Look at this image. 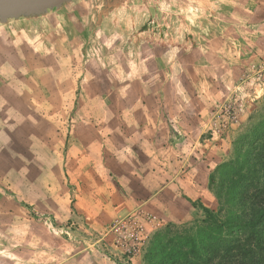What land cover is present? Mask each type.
I'll return each instance as SVG.
<instances>
[{
  "label": "rangeland",
  "instance_id": "obj_1",
  "mask_svg": "<svg viewBox=\"0 0 264 264\" xmlns=\"http://www.w3.org/2000/svg\"><path fill=\"white\" fill-rule=\"evenodd\" d=\"M12 6L0 10V264L122 263L111 227L138 210L114 207L165 185L174 202L200 191L264 112V0ZM155 211L143 264L157 231L186 223Z\"/></svg>",
  "mask_w": 264,
  "mask_h": 264
},
{
  "label": "trees",
  "instance_id": "obj_2",
  "mask_svg": "<svg viewBox=\"0 0 264 264\" xmlns=\"http://www.w3.org/2000/svg\"><path fill=\"white\" fill-rule=\"evenodd\" d=\"M233 141L209 176L218 200L204 216L157 231L145 264H264V112ZM176 145V142H173Z\"/></svg>",
  "mask_w": 264,
  "mask_h": 264
},
{
  "label": "crops",
  "instance_id": "obj_3",
  "mask_svg": "<svg viewBox=\"0 0 264 264\" xmlns=\"http://www.w3.org/2000/svg\"><path fill=\"white\" fill-rule=\"evenodd\" d=\"M222 156L224 157L223 153H221V157ZM223 160H225V157L221 158L220 161ZM200 188V191L196 190L195 187L191 188V191H193L194 193H189L185 191L187 195L183 193L179 194L176 192L174 194L175 202L173 201L171 195H169L170 188L168 185L161 187V189L155 191L153 194L145 197L144 199H141L139 195L133 194L130 195L128 199L126 198V200H128L127 204H124L122 206L118 205L117 207H114V213L116 216H118L122 215L123 213H127L133 209L148 212H152L153 210H156L158 212V209H160L161 212H159V215L163 219H169L180 222H189L193 219H199L204 216V210L202 206L194 204V200L196 198H198L203 205L211 209H215L218 206V200L209 188V184L207 183L206 186L203 185ZM176 202H179L180 206H174ZM113 264L123 263L114 262ZM131 264H143L142 257L140 255L135 256Z\"/></svg>",
  "mask_w": 264,
  "mask_h": 264
},
{
  "label": "built area",
  "instance_id": "obj_4",
  "mask_svg": "<svg viewBox=\"0 0 264 264\" xmlns=\"http://www.w3.org/2000/svg\"><path fill=\"white\" fill-rule=\"evenodd\" d=\"M158 220L150 212L138 210L116 220L111 227L115 236V246L122 253V263L131 264L140 254L149 237L148 227L155 226Z\"/></svg>",
  "mask_w": 264,
  "mask_h": 264
},
{
  "label": "water",
  "instance_id": "obj_5",
  "mask_svg": "<svg viewBox=\"0 0 264 264\" xmlns=\"http://www.w3.org/2000/svg\"><path fill=\"white\" fill-rule=\"evenodd\" d=\"M21 1H24V0H0V10L6 7H10Z\"/></svg>",
  "mask_w": 264,
  "mask_h": 264
},
{
  "label": "bare ground",
  "instance_id": "obj_6",
  "mask_svg": "<svg viewBox=\"0 0 264 264\" xmlns=\"http://www.w3.org/2000/svg\"><path fill=\"white\" fill-rule=\"evenodd\" d=\"M16 6V5H15ZM13 7V6H12ZM15 11V10H14ZM1 16V15H0Z\"/></svg>",
  "mask_w": 264,
  "mask_h": 264
}]
</instances>
